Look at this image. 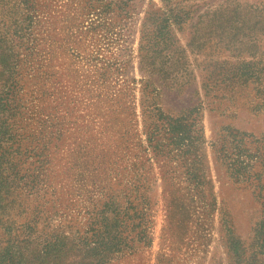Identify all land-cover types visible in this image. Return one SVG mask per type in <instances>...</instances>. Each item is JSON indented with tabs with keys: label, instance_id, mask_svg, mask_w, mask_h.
I'll use <instances>...</instances> for the list:
<instances>
[{
	"label": "rangeland",
	"instance_id": "obj_1",
	"mask_svg": "<svg viewBox=\"0 0 264 264\" xmlns=\"http://www.w3.org/2000/svg\"><path fill=\"white\" fill-rule=\"evenodd\" d=\"M115 1L0 0V264H264V0Z\"/></svg>",
	"mask_w": 264,
	"mask_h": 264
},
{
	"label": "trees",
	"instance_id": "obj_2",
	"mask_svg": "<svg viewBox=\"0 0 264 264\" xmlns=\"http://www.w3.org/2000/svg\"><path fill=\"white\" fill-rule=\"evenodd\" d=\"M113 1H115V0H109L110 3H113ZM129 1H131V0H116V1H115V4H118V5H120V6H125ZM147 44L149 45L150 42L147 41ZM146 52L149 53L150 50L147 48V49H146ZM150 58H151L150 56H149V59H145V58L143 57V61H142V57H141V59H140V62H141V63H140V64L143 65V64H144L143 62H145V63H147V64H149V65H152L151 61H149Z\"/></svg>",
	"mask_w": 264,
	"mask_h": 264
}]
</instances>
